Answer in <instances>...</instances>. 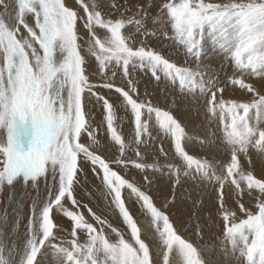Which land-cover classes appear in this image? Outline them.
Returning <instances> with one entry per match:
<instances>
[{
  "label": "snow or ice",
  "instance_id": "6c2138e0",
  "mask_svg": "<svg viewBox=\"0 0 264 264\" xmlns=\"http://www.w3.org/2000/svg\"><path fill=\"white\" fill-rule=\"evenodd\" d=\"M75 4L0 0V192L21 183L37 193L22 245L0 216V264H40L48 249L55 264H264V171L253 170L254 155L264 165V0ZM138 72L172 94L167 108L141 95ZM236 88L248 98H226ZM181 105L203 113L199 139L174 114ZM119 109L130 113L128 138ZM89 171L88 194L118 214L127 238L77 198ZM133 198L152 230L144 238Z\"/></svg>",
  "mask_w": 264,
  "mask_h": 264
},
{
  "label": "rangeland",
  "instance_id": "374dc122",
  "mask_svg": "<svg viewBox=\"0 0 264 264\" xmlns=\"http://www.w3.org/2000/svg\"><path fill=\"white\" fill-rule=\"evenodd\" d=\"M129 1H130V4H135L136 1L138 2V0H128V2ZM219 1L222 2V0H208V2H219ZM112 2H113V0H104L105 5H107L109 3H112ZM125 2H126V0H118L119 5H123ZM139 2H144V1L143 0H139ZM146 2H147V0H145V3ZM67 3L70 6L76 7L75 0H67ZM153 10L155 12V9H153ZM78 27L80 28L81 34L84 35L85 34V30L83 28V25L82 24L78 25ZM171 43L172 42H170V41H168L166 39H163V38H161L159 40L155 39V38H151L148 41V44H149V46L151 48L161 51V53L165 57L170 58L171 60H173L176 63H181L182 64L184 62L183 56L182 55H179V56L176 55V50H175L174 47L171 46ZM213 60H218V59H213ZM210 63H212L214 66L219 64V63L216 64V63L211 62V61H210ZM229 71H230V69H229ZM136 75H137V79L139 80V87H140L141 95L143 96L145 94V92H147V93L150 94V98L153 100V102L155 104H158L161 107L167 108L173 97H172L171 93L169 94L168 97H165V95L162 93L161 90L164 87L163 83H161L160 85H157V83L151 78L150 73L146 74L144 72H138ZM250 78L251 77H249L248 79H250ZM255 80H258V78H255ZM118 82L122 83V81H118ZM256 86L260 87L261 84L260 85H256ZM233 91H234V89L230 92L231 94L226 92V93H228V94H226V98H231V96H237V92L234 91V93H233ZM247 98L248 97H246L245 99H247ZM187 110L189 111L188 113H186ZM174 114L182 121L183 124H185L187 126V131H188L189 134L194 135L196 139L200 138L198 133L200 132V126H199L200 123H201L200 120H204L203 113H201L199 115L200 116V120H196V117H194V115L191 113V111L186 106L181 105L179 108L175 109ZM118 115L120 117H123V122L120 123L119 126H120V129L122 130V132L125 134L126 138H128V134L130 132L131 123H132L131 119H130V113H126V112H124L123 109H119L118 110ZM97 119L99 120V119H101V117L99 115H97ZM202 126H203V124H202ZM100 136L101 137L106 136V132H105V129L103 127L100 128ZM82 139H83V137H82ZM167 146H168V142L165 141V147H167ZM29 147H30V145H29V143L27 141L26 144L24 145V149L27 150ZM112 151H113V153H115V149H113ZM115 154L118 155V153H115ZM253 159H254L253 160L254 161V169L253 170L256 172L257 175H259L258 174L259 173L258 172L259 169L257 168V166H258L257 162H259V160H258V158L255 155L253 156ZM93 180H94V177L92 176L90 171L88 172V182L86 184H84L83 177L81 178V182H82V184H84V186H83V188H77V198L81 199V201L83 203H89L91 201L92 202L91 206L94 207V210L102 213L105 216V218L117 230L123 231L125 233L126 238H127L128 237V230H127L126 226L123 224L122 219L118 216V214H116L115 212L108 211L105 208V203L103 201H100L98 199H94L93 196H90L88 194L90 192H93V190H94ZM19 184H21V183H19ZM22 187H23L24 190H22V193L20 194V197H19V200H18L19 204L21 205V208L19 210L20 225H19L18 232H19V237H20L21 243L23 244V242H24L25 225H26L27 218H28V215H29L30 205L32 203V200L37 196V193L35 192L34 189H32V187L30 185L27 186V187L22 185ZM10 190L11 189L6 186L3 189V191L0 192V216H2L4 214V210H5V208L7 206V203H8L7 199H9V195H10ZM186 191L192 193V195L187 197V199L188 198L190 199V197H191V199L193 197H195L194 196V195H196L195 191L192 192V189L190 190V188L186 189ZM43 194H44L43 193V186H41V192L39 193V195L43 196ZM190 200H189V202H190ZM246 200H247V198H246ZM128 205H129V208H130L133 216L135 218H137V221H138V223L140 224V226L142 228V238H144V235H143L144 233H147V234L150 235L152 230L148 228V226H147L148 222L144 218L142 212L137 207V204H136L134 198L132 200L128 201ZM67 206L71 207L70 205H67ZM186 207L187 206L181 207V213L178 212L177 210H173L175 212V217L174 218L182 219L183 216L186 214V212H185ZM84 211H85V215L87 216L88 215L87 211L86 210H84ZM53 215H55V216L56 215H61L60 216L61 217V225H60V227L62 229H68L70 227V221L68 219L65 220L66 218L63 217L62 213L61 214L57 213V211L54 210ZM53 218H54V216H53ZM143 223H145V224H143ZM186 227H191V225H186ZM58 235L61 236V237L66 236V232L65 231H61V232L58 233ZM208 235H213V234L209 233ZM216 237H218V238L207 241L208 244H209V247L218 248V239H222V237H219V234H216ZM206 239H207V237H206ZM48 250H50V249H48ZM52 261L55 263L54 257L50 258V259H46V261L42 260V261H40V264H44L45 262H46L45 264H51Z\"/></svg>",
  "mask_w": 264,
  "mask_h": 264
},
{
  "label": "bare ground",
  "instance_id": "6f19581e",
  "mask_svg": "<svg viewBox=\"0 0 264 264\" xmlns=\"http://www.w3.org/2000/svg\"><path fill=\"white\" fill-rule=\"evenodd\" d=\"M144 1V3H145V0H143ZM133 2V1H132ZM137 2V1H136ZM220 2V1H219ZM129 3H130V1H129ZM152 11L154 12V10L152 9ZM211 62H214V63H220V60L218 59V60H212ZM147 76V75H146ZM251 82H254L256 85H260V82L258 81V80H255V78L254 77H251L250 79H249ZM234 91L235 92H237V96L238 97H248V94H245V93H243L241 90H239L238 88H236V89H234ZM234 91H233V93H234ZM153 92V91H152ZM229 94H231L230 92H228ZM228 93H226V94H228ZM173 97V96H172ZM168 102V101H167ZM189 111L187 110V112L186 113H188ZM192 113V112H191ZM123 114V113H122ZM188 115V114H187ZM186 115V116H187ZM191 116V115H190ZM126 117V116H125ZM194 117H196V120H200V116H194ZM129 119V118H128ZM130 121V120H129ZM196 122V121H195ZM198 122V121H197ZM200 131L202 130V124H204V120H200ZM29 123H30V118H29ZM129 125V124H128ZM194 125V124H193ZM192 128V127H191ZM195 130V129H194ZM199 132V131H198ZM196 133V132H195ZM26 142H27V140H25L24 141V145L26 144ZM254 160V159H253ZM257 168L259 169V175H260V173H261V171H264V165H262L260 162H257ZM22 190H24L23 189V187H22V185L21 184H19V183H17V184H15L14 186H13V188H11V190H10V195H11V200H10V195H9V199H7L8 200V203H7V206H6V208H5V210H4V213H5V211H7V213H8V217H9V219H8V225H7V228L5 229V232H6V238L9 240V241H15L16 243H18V244H20V245H22V243H21V240H20V237H19V232H18V230L17 229H15L14 227H13V225L15 224V222H16V220H17V210H16V206H17V202H18V200H19V197H20V194L22 193ZM191 190V189H190ZM24 192V191H23ZM192 192H194L193 190H192ZM194 195V194H193ZM195 196V195H194ZM84 197V196H83ZM89 198V197H88ZM190 199H191V197H190ZM189 198H188V200H190ZM190 202H191V200H190ZM189 202V203H190ZM185 206H187V205H185ZM106 208V207H105ZM185 209V208H184ZM178 212H180L181 213V208L179 209V211ZM58 213V212H57ZM61 214V213H60ZM4 215V214H3ZM108 215V214H107ZM54 216V218L56 219V221L61 225V215H53ZM65 220H67V219H65ZM143 220V219H142ZM144 222V221H143ZM143 224H145V223H143ZM146 227V226H145ZM24 228V227H23ZM23 232V231H22ZM17 237H18V239H17ZM23 238V237H22ZM50 258H53V256H52V254H51V250H45L44 251V253H43V255H41V256H39V260L40 261H46V259H50ZM51 261V260H50ZM44 263V262H43ZM46 263V262H45ZM44 263V264H45ZM51 264H55L53 261L51 262Z\"/></svg>",
  "mask_w": 264,
  "mask_h": 264
}]
</instances>
